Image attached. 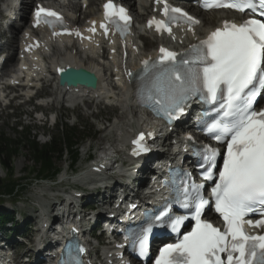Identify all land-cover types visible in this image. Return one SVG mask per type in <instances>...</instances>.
Returning <instances> with one entry per match:
<instances>
[{
    "label": "snow or ice",
    "instance_id": "snow-or-ice-1",
    "mask_svg": "<svg viewBox=\"0 0 264 264\" xmlns=\"http://www.w3.org/2000/svg\"><path fill=\"white\" fill-rule=\"evenodd\" d=\"M204 7H227L253 13L259 8L260 18L253 16L240 24L225 21L223 28L212 31L207 39L193 46L199 66L178 67L173 63L177 53L161 48L158 61L151 65L147 60L143 62L146 71L149 66L154 70L143 102L171 122L183 113L185 104L193 97L216 101L226 91L227 98L220 106L223 115L207 128L216 141H227L219 180L212 189L215 211L222 215L226 228L221 231L201 219L209 201L200 195L201 185H192L195 196L189 204L186 195L184 207L191 210L194 205L192 219L195 226L177 243L161 247L154 264H264V234H249L244 219L255 212L264 217V110L257 112L253 107L259 94L255 86L257 81L259 89L264 90V0H206ZM104 9L109 23L125 34L131 21L127 9L114 4L113 0H107ZM163 12L168 19L153 18L149 26L155 24L158 31L171 32L170 23L181 18L189 24L199 23L184 10L166 2ZM35 16L37 24L42 18L49 24L53 19L62 22L59 13L43 7L38 8ZM100 27L107 34L108 24L101 23ZM90 31H96L95 21ZM76 34L80 35L78 31ZM180 63L189 65L186 60ZM144 136L141 132L133 141L139 146L138 150L134 149V154L147 151ZM218 155V149L205 146L203 159L207 164L205 178L208 180L213 177ZM187 219V216H176L170 219L168 226L178 232ZM247 224L264 228V218L255 222L248 220ZM151 231L150 224L134 239L140 256L150 252ZM222 254H226V259ZM73 264H82V261L74 260Z\"/></svg>",
    "mask_w": 264,
    "mask_h": 264
},
{
    "label": "rangeland",
    "instance_id": "rangeland-1",
    "mask_svg": "<svg viewBox=\"0 0 264 264\" xmlns=\"http://www.w3.org/2000/svg\"><path fill=\"white\" fill-rule=\"evenodd\" d=\"M214 23L215 22H212L210 25ZM59 57H62V55ZM52 58L53 57L49 55L44 61L45 65H47L48 61ZM41 94H45L47 97L41 101H37L36 104L41 105L43 113H54L58 119L59 125L60 122L62 123L64 120H67L69 125L78 123L91 126L98 132L94 139H88L78 144V150L75 153L77 154V162H75L77 169L82 168L84 159L87 155L96 157V154L100 152L103 147H107V143L112 147H119V141L123 140L125 135L129 133L131 123L138 124L149 119L143 111L132 108L128 105L129 101L123 98H120V102L106 100V102L96 104L98 101L96 100V103L86 102L77 104L69 100L64 93L54 89V85L44 87ZM16 104L18 105V103ZM75 105L76 107L74 108ZM112 105H117V107ZM126 108L127 110H125ZM31 109L32 105H18L12 110H1L0 131H3L12 138L18 136L13 129L15 121H17L22 126H31L32 133L37 135V140L40 143L49 140L52 134H56L55 125L52 124L53 115L44 122L43 116L40 113L32 114ZM16 116L19 117L15 118ZM106 120H108V122H106ZM17 128L21 129L20 127ZM68 156L69 154L64 155L63 159L55 160L54 162V165L58 169L61 168V172L58 175L60 178H63L64 174L62 173L67 169L69 159L71 160V157L68 158ZM11 168L13 174L9 181L24 184L14 196L33 200L35 201L34 203L41 206L42 211H45L53 202L52 199L59 188L56 183L59 181L56 179L54 182H34L33 178L35 176V171H31L33 169L32 164L25 156L23 150L18 151L17 156L12 159ZM65 173L67 174V172ZM5 178V170L0 169V179L3 180ZM21 205L20 203L14 205L17 213H32V210L27 208L26 205L23 208H21ZM28 205L30 206V204Z\"/></svg>",
    "mask_w": 264,
    "mask_h": 264
},
{
    "label": "trees",
    "instance_id": "trees-1",
    "mask_svg": "<svg viewBox=\"0 0 264 264\" xmlns=\"http://www.w3.org/2000/svg\"><path fill=\"white\" fill-rule=\"evenodd\" d=\"M83 128V129H82ZM67 127L58 129L47 142L40 143L37 136L28 128L17 132L18 136L10 137L0 131V168L9 172L11 176V160L17 156L18 151L23 150L25 156L32 164L36 176L52 178L58 171L54 165L55 160H61L65 154H69L72 163L77 159L78 144L88 137L84 127ZM18 184L0 180L2 192H14Z\"/></svg>",
    "mask_w": 264,
    "mask_h": 264
},
{
    "label": "bare ground",
    "instance_id": "bare-ground-1",
    "mask_svg": "<svg viewBox=\"0 0 264 264\" xmlns=\"http://www.w3.org/2000/svg\"><path fill=\"white\" fill-rule=\"evenodd\" d=\"M143 8H145V6H143ZM223 14H224L223 11L200 12V17L202 18V24L199 27H197V32L198 31H202L204 29L210 28L208 25L210 24L211 19H214L217 16H218V18L224 17ZM144 42L147 44L146 46H148V47H150L151 44H152V42H149V40H144ZM62 65L63 66L67 65V66H72V67H83L86 70H93L94 69L93 64H91V63H89L87 61L75 60L73 58H69L67 61L62 62ZM29 70L32 71L31 68ZM83 90L84 91L86 90L88 93H91V94L94 93L95 94V93H99L101 88L99 86H97V88L94 89V90H88V89H83ZM127 90H128V94L130 95V93L132 92V87H130V90H129V87H128ZM131 100H132V98H131ZM125 110H127V108ZM133 126H134V124L132 123V127Z\"/></svg>",
    "mask_w": 264,
    "mask_h": 264
},
{
    "label": "water",
    "instance_id": "water-1",
    "mask_svg": "<svg viewBox=\"0 0 264 264\" xmlns=\"http://www.w3.org/2000/svg\"><path fill=\"white\" fill-rule=\"evenodd\" d=\"M81 73H84V74H86V75H88V76H90L91 74H89L88 72H86L85 70H79ZM94 79L90 82V84L91 85H94ZM60 83H61V81H60Z\"/></svg>",
    "mask_w": 264,
    "mask_h": 264
}]
</instances>
